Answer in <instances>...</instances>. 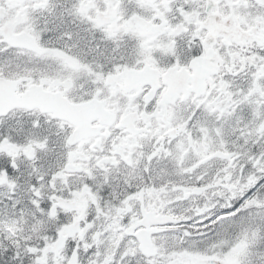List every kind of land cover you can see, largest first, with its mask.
I'll return each instance as SVG.
<instances>
[{
  "label": "snow or ice",
  "instance_id": "6c2138e0",
  "mask_svg": "<svg viewBox=\"0 0 264 264\" xmlns=\"http://www.w3.org/2000/svg\"><path fill=\"white\" fill-rule=\"evenodd\" d=\"M0 264H264V0H0Z\"/></svg>",
  "mask_w": 264,
  "mask_h": 264
}]
</instances>
